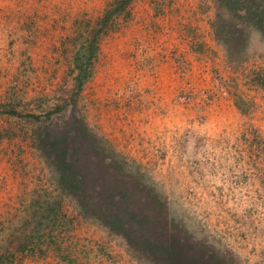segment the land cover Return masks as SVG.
Masks as SVG:
<instances>
[{"label":"rangeland","instance_id":"374dc122","mask_svg":"<svg viewBox=\"0 0 264 264\" xmlns=\"http://www.w3.org/2000/svg\"><path fill=\"white\" fill-rule=\"evenodd\" d=\"M109 1L0 0V103L23 113L0 114V264H170L146 260L101 205L152 238L264 264V34L240 22L227 52L220 0H135L75 97L76 21ZM70 131L55 157L86 175L90 212L45 150L48 132Z\"/></svg>","mask_w":264,"mask_h":264},{"label":"trees","instance_id":"16d2710c","mask_svg":"<svg viewBox=\"0 0 264 264\" xmlns=\"http://www.w3.org/2000/svg\"><path fill=\"white\" fill-rule=\"evenodd\" d=\"M133 1L135 0H110L102 12L96 17L88 18L86 19L87 21L80 19L76 21L77 26L75 33L71 37L74 50L72 64L75 72V97L80 95L85 84L90 81L95 74L96 62L100 51V40L104 35L119 26V19L122 16L124 19L131 16V5ZM220 4L227 10V14L230 17L224 18L219 15V19L215 23V32H219L220 38H223L222 40L225 46L227 45V52H230L229 50L232 48L230 45H234L235 41L238 44L237 46H243V32H245V30L240 28V22L252 24V26L264 34V0H220ZM233 19L237 22L233 21ZM229 20L232 23L229 22ZM227 23L234 27L233 34L232 32L227 31ZM235 30L237 33H235ZM5 113L9 115H23V113L18 111L14 106H11L10 109H8L7 105L1 102L0 114ZM25 116L40 120V116L35 113L25 114ZM49 116L51 117L52 115L50 114ZM74 134L75 133L70 131L65 135L57 136L48 132V144H44L46 145L45 150H52L51 154L54 155L52 160L55 164L57 174L59 175L60 184L65 190H69L71 194H78L77 199L82 211L90 212L95 210L92 209L93 207L98 208L101 204L90 200V196L86 195V192H83L85 191L83 187L87 185L86 175H81L75 162L71 159H66L65 157L63 158V162H59V160L56 159V157L58 158V152L62 150L63 144L68 141V137L71 135V138H75ZM99 142L100 141H98V143ZM106 142L108 141L106 140ZM66 151L67 148H63L62 154L65 155L67 153ZM119 155L120 153H115V155L106 160L111 161L112 163H120V161H115V156L119 157ZM121 159V163L125 165L127 163L125 160L127 159L125 157H122ZM78 190L83 192V195H81L82 193H78ZM95 204L97 205L92 206ZM98 210L101 211L98 214L105 219V224L111 229L125 235L131 244H135L132 237H135L141 242L139 247H135L141 249L143 257L146 260L165 263L170 262V264H229L226 261V257L219 254L201 255L197 242V248L192 247L191 249H188L183 245L184 241L178 242L169 236L168 238L173 240L169 242V239L166 238L168 234L162 238L158 237L157 239L148 236L145 234L146 230H137L135 224L125 218L128 212L123 214L122 209L120 212L116 208L107 209L106 205L105 207H102L101 205ZM129 210L131 211V220H140V214L137 213L138 211L136 208L130 207ZM150 220L151 219L146 218L148 223ZM141 223L145 222L141 221ZM133 230H136V232L133 233ZM166 233L171 232L167 229ZM191 244H193L192 241Z\"/></svg>","mask_w":264,"mask_h":264}]
</instances>
